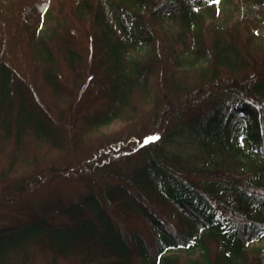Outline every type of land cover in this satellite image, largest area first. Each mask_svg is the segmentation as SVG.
Wrapping results in <instances>:
<instances>
[{
    "label": "trees",
    "instance_id": "obj_1",
    "mask_svg": "<svg viewBox=\"0 0 264 264\" xmlns=\"http://www.w3.org/2000/svg\"><path fill=\"white\" fill-rule=\"evenodd\" d=\"M227 2L0 0V264H264V0Z\"/></svg>",
    "mask_w": 264,
    "mask_h": 264
},
{
    "label": "rangeland",
    "instance_id": "obj_2",
    "mask_svg": "<svg viewBox=\"0 0 264 264\" xmlns=\"http://www.w3.org/2000/svg\"><path fill=\"white\" fill-rule=\"evenodd\" d=\"M227 7H228L227 0H220V2L217 4L216 11L214 13L208 12L207 14H208V16H209L210 19L212 17L217 18V19H222L223 16H224V12L227 9ZM242 11L243 12H246V13H248L250 15H253V16H257V17L260 16V9H259V7L258 6H254L253 4H248L246 6H243L242 7ZM261 32L264 34V27H263V29H262ZM140 50H141V52H144L145 47L142 46L140 48ZM132 53L135 54L136 53V50L133 49L132 50ZM113 125H117V124H113ZM111 127H114V126L111 125ZM180 143L181 142H176L175 141V147H178V149L181 148L182 147V144H180ZM255 244L256 245H258V244L262 245V244H264V240L259 241V242H256Z\"/></svg>",
    "mask_w": 264,
    "mask_h": 264
},
{
    "label": "snow or ice",
    "instance_id": "obj_3",
    "mask_svg": "<svg viewBox=\"0 0 264 264\" xmlns=\"http://www.w3.org/2000/svg\"><path fill=\"white\" fill-rule=\"evenodd\" d=\"M212 2L218 4L220 2V0H212ZM158 139H159L158 136L148 137L145 139L144 143L153 142V141L158 140Z\"/></svg>",
    "mask_w": 264,
    "mask_h": 264
}]
</instances>
